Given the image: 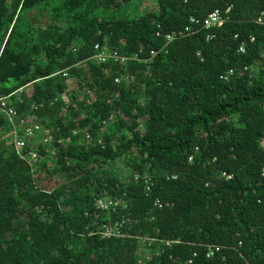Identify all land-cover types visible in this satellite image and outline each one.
Returning a JSON list of instances; mask_svg holds the SVG:
<instances>
[{
	"label": "trees",
	"instance_id": "obj_1",
	"mask_svg": "<svg viewBox=\"0 0 264 264\" xmlns=\"http://www.w3.org/2000/svg\"><path fill=\"white\" fill-rule=\"evenodd\" d=\"M133 1L0 0V95L54 128L56 161L48 145L33 166L0 146V264H264V0H155V13L125 14ZM228 7L222 26L166 39ZM95 43L139 59L97 63ZM120 160L126 179L100 165ZM104 195L124 197V211L96 210ZM121 214L136 219L130 235L93 233Z\"/></svg>",
	"mask_w": 264,
	"mask_h": 264
},
{
	"label": "built area",
	"instance_id": "obj_2",
	"mask_svg": "<svg viewBox=\"0 0 264 264\" xmlns=\"http://www.w3.org/2000/svg\"><path fill=\"white\" fill-rule=\"evenodd\" d=\"M230 7L225 10L215 9L207 17L202 20L191 17L190 24L184 28V30L176 33L171 32L166 35L168 41L174 39L177 35H183L188 32H192L195 29V25H199L202 28H211L213 26H222L230 19ZM255 23L264 25V10L260 11L257 17L255 18ZM160 33H158L159 35ZM237 36V35H236ZM235 36V37H236ZM212 36H208L211 38ZM254 37L250 38V41H253ZM93 59L97 62H105L107 59H112L115 62L126 63L129 60H138V54H124L120 52L118 48L110 49L107 44L95 43ZM245 49L244 44L239 47V52H243ZM155 51H150V58L155 56ZM142 61V60H141ZM63 75H66V72H62ZM233 73V70L228 71L225 75L222 76L223 79H227L229 75ZM120 79H116V82H119ZM24 88V87H22ZM22 88L16 90L13 94H21ZM78 89V88H77ZM24 91V90H23ZM118 97V94H114L112 97L107 99L108 103H112L114 99ZM63 114L67 112V107L63 108ZM103 126L105 127L107 121H102ZM103 127V128H104ZM54 128L51 131L46 129L45 126L41 123L40 119L36 116H23L19 114L14 102L11 99V94L7 96L0 95V146L10 151L16 153V155L29 165L38 164L41 162L40 156V147L44 145H49L51 142H54L53 136ZM72 134H77L78 129H72ZM84 135L87 141H91V133L88 130H84ZM62 139H58L57 143H62ZM99 144H102V138L98 140ZM53 145V144H52ZM53 147V146H52ZM55 151H53V155ZM192 157L190 156L189 159ZM227 179L231 178V175L222 173ZM139 174L135 173L133 178L135 181L139 180ZM176 176L174 175L173 178ZM143 181L147 185L146 191H151L152 180L148 174L143 175ZM105 198H99L95 203V209L98 211H112L115 212V206H108ZM116 202V201H114ZM112 202L110 201V204ZM169 206V202H163L159 198H155L153 201V206L161 209L164 206ZM117 211V210H116ZM96 215V214H95ZM106 237L117 236L115 231L107 233L104 235ZM169 243V242H167ZM218 246H209L207 251V256H212L214 251L218 250ZM196 253H194L195 255ZM190 262V261H189Z\"/></svg>",
	"mask_w": 264,
	"mask_h": 264
},
{
	"label": "rangeland",
	"instance_id": "obj_3",
	"mask_svg": "<svg viewBox=\"0 0 264 264\" xmlns=\"http://www.w3.org/2000/svg\"><path fill=\"white\" fill-rule=\"evenodd\" d=\"M156 5H155V0H139V3L136 2V0L133 1V3H131L130 5L126 6L123 8V12L125 14H133V15H148L150 13H155L156 11ZM77 47V46H76ZM76 47H73L74 50H76ZM41 62H44V59L41 57L40 58ZM39 61V63H40ZM124 79L126 82L130 83L133 82V77H128V76H124ZM14 85L13 81H9L6 83V86H12ZM24 90V92H30L31 91V85L26 86L24 88H22V91ZM51 131L53 130V128H49ZM51 144H49L47 146V151L45 150V152L48 153V155L51 157L48 158H44L47 166L49 167V169H52L55 165H56V161L54 158H52L51 155H53V151H55V147ZM98 163L96 161L92 162L90 164V167L92 168H97L98 167ZM100 165L103 166V168L105 169H110V170H117L121 175L120 177H122V179H126L129 177L128 171L126 170V166L124 165V163L120 160L118 163L117 168L115 166L110 167V164H107L106 162H100ZM118 169H120L121 171H119ZM44 178H46V182L47 183H52V186L54 187L56 184H61L62 179L60 175H55L54 177H46L44 175H42ZM52 187V188H53ZM99 198H105L107 201V205H114L115 206V210H119L118 212H122L124 211V209L127 206V200L124 197H120V196H110V195H104V196H100L98 198H96V201H98ZM110 201L112 202L110 204ZM116 201V202H114ZM113 211V210H112ZM108 212V211H106ZM117 212V213H118ZM100 214V213H99ZM98 213H96V216L99 215ZM136 223V219L130 215L127 214H121L119 216H117L114 219H111L110 217L108 218L107 222L102 223L96 232H93L97 235H99L100 237L104 238L106 236L107 233H111L112 231L116 232V237H125L127 235H130L128 230L131 229V227L133 226V224ZM147 242V241H146ZM142 250V249H141ZM149 246L145 247L142 251L139 252V260L140 262H142V258H145L147 261H151L152 259V255L150 254L149 251Z\"/></svg>",
	"mask_w": 264,
	"mask_h": 264
}]
</instances>
